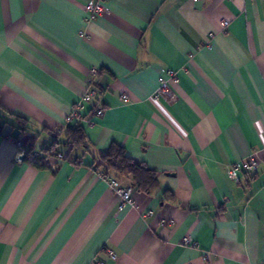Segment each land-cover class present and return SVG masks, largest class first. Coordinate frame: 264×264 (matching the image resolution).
<instances>
[{"label":"crops","instance_id":"crops-1","mask_svg":"<svg viewBox=\"0 0 264 264\" xmlns=\"http://www.w3.org/2000/svg\"><path fill=\"white\" fill-rule=\"evenodd\" d=\"M89 1L0 0V264H264V0H102L91 19ZM76 125L86 144L64 150ZM12 140L68 159L17 160ZM112 145L158 180L121 208L99 175Z\"/></svg>","mask_w":264,"mask_h":264},{"label":"built area","instance_id":"built-area-1","mask_svg":"<svg viewBox=\"0 0 264 264\" xmlns=\"http://www.w3.org/2000/svg\"><path fill=\"white\" fill-rule=\"evenodd\" d=\"M84 9L89 14V18H94L98 15H101L105 12L104 6L102 4V0H94L89 1L85 4ZM229 24V20L224 19L222 20V25L224 28H226ZM159 87L156 90L155 94L153 95V100L157 101L161 97H166L172 99V93H171V83L177 82V77L172 71H167L165 76H162L159 79ZM96 96V90L92 87V85H89L84 95L81 97L79 102L74 106V108L71 110V112L66 117V124L72 122L73 120L77 119L79 116V112L81 109L84 108V106L91 102V100ZM127 97L124 95L122 96V100L124 102L127 101ZM104 109L103 108H97L95 110L96 116H101L103 114ZM10 139H12L10 137ZM16 143L18 153L16 159L19 160L21 156H27L28 159L32 163L39 164L40 161V153L38 152H32L27 153L23 143L18 140H12ZM53 157L57 161H63L65 159V154H56L54 156H46L44 159V162L47 158ZM260 159L256 152H253L250 156L243 160L235 161L232 164H230L226 168V174L229 179L237 182L239 180V175L241 173H247V172H253L258 168ZM101 178H103L108 188L118 197L119 199V207H123L125 204H133V192L134 188L133 186H120L118 182L110 177H105L102 173L99 174ZM183 244L189 245V246H196L197 244L191 240L188 236H185L183 238ZM109 255L112 258H115L114 254L111 251H108ZM92 264H108L103 261H94Z\"/></svg>","mask_w":264,"mask_h":264},{"label":"trees","instance_id":"trees-1","mask_svg":"<svg viewBox=\"0 0 264 264\" xmlns=\"http://www.w3.org/2000/svg\"><path fill=\"white\" fill-rule=\"evenodd\" d=\"M79 118V116H78ZM16 121L20 125V129L25 127V122L20 118L16 117ZM65 141L61 145L65 148H74L86 144V135L83 128L80 125L76 126H67L65 129ZM60 143L55 140L52 145L48 148H44L40 153V163L36 164L37 166L44 165V159L46 156H54L56 154H64V151H60L56 148ZM31 145L26 149L27 153H32ZM69 154H65V159H68ZM102 174L105 177H109L108 174L111 171L128 174L132 179L133 188L142 191L150 192L155 189L158 185L157 174L154 170L145 166L140 162H136L131 157L126 154V151L123 147L118 145L110 146L102 155Z\"/></svg>","mask_w":264,"mask_h":264}]
</instances>
